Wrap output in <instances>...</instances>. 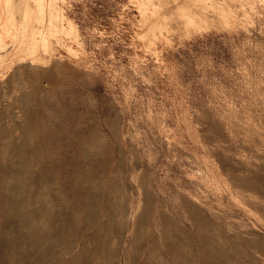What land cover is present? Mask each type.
<instances>
[{
  "label": "rangeland",
  "instance_id": "rangeland-1",
  "mask_svg": "<svg viewBox=\"0 0 264 264\" xmlns=\"http://www.w3.org/2000/svg\"><path fill=\"white\" fill-rule=\"evenodd\" d=\"M0 264H264V0H0Z\"/></svg>",
  "mask_w": 264,
  "mask_h": 264
},
{
  "label": "bare ground",
  "instance_id": "bare-ground-1",
  "mask_svg": "<svg viewBox=\"0 0 264 264\" xmlns=\"http://www.w3.org/2000/svg\"><path fill=\"white\" fill-rule=\"evenodd\" d=\"M53 16H55L54 14H53ZM57 16V15H56ZM58 17H60L59 15H58ZM45 214L44 215H48V213L47 212H44ZM22 218L25 220V216L23 215L22 216ZM24 231V230H23ZM16 235H19V233H16Z\"/></svg>",
  "mask_w": 264,
  "mask_h": 264
}]
</instances>
